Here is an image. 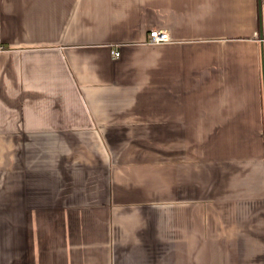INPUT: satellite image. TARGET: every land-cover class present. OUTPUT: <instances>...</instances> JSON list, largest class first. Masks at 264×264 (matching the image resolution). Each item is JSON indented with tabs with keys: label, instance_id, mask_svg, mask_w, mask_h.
I'll return each instance as SVG.
<instances>
[{
	"label": "crops",
	"instance_id": "obj_1",
	"mask_svg": "<svg viewBox=\"0 0 264 264\" xmlns=\"http://www.w3.org/2000/svg\"><path fill=\"white\" fill-rule=\"evenodd\" d=\"M0 264H264V0H0Z\"/></svg>",
	"mask_w": 264,
	"mask_h": 264
},
{
	"label": "built area",
	"instance_id": "obj_2",
	"mask_svg": "<svg viewBox=\"0 0 264 264\" xmlns=\"http://www.w3.org/2000/svg\"><path fill=\"white\" fill-rule=\"evenodd\" d=\"M169 41V35L165 30H152L149 32L147 43L150 45L161 44ZM111 56L113 59L119 57V51L113 50L111 52Z\"/></svg>",
	"mask_w": 264,
	"mask_h": 264
}]
</instances>
